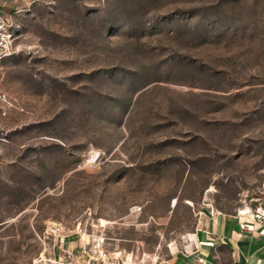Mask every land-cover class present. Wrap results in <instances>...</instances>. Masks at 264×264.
<instances>
[{"label":"rangeland","instance_id":"obj_1","mask_svg":"<svg viewBox=\"0 0 264 264\" xmlns=\"http://www.w3.org/2000/svg\"><path fill=\"white\" fill-rule=\"evenodd\" d=\"M6 5L0 264L52 252L55 222L158 264L202 211L264 219V0Z\"/></svg>","mask_w":264,"mask_h":264},{"label":"crops","instance_id":"obj_2","mask_svg":"<svg viewBox=\"0 0 264 264\" xmlns=\"http://www.w3.org/2000/svg\"><path fill=\"white\" fill-rule=\"evenodd\" d=\"M4 2L13 9L28 0H0L3 10ZM258 212L202 211L190 244L158 264H264V219ZM61 242L63 246L77 245V236Z\"/></svg>","mask_w":264,"mask_h":264},{"label":"built area","instance_id":"obj_3","mask_svg":"<svg viewBox=\"0 0 264 264\" xmlns=\"http://www.w3.org/2000/svg\"><path fill=\"white\" fill-rule=\"evenodd\" d=\"M18 31L19 24L16 19L4 14V10L0 8V59L14 53ZM49 230L56 237L54 249L42 255L33 264H137L131 252L113 248L105 233L72 230L57 222L53 223ZM72 236H77V245L60 244L61 239L64 244Z\"/></svg>","mask_w":264,"mask_h":264}]
</instances>
